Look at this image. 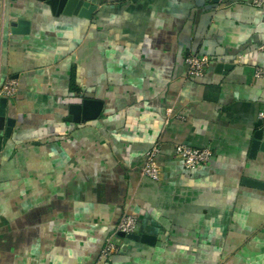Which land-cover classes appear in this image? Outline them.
<instances>
[{
	"label": "crops",
	"instance_id": "1",
	"mask_svg": "<svg viewBox=\"0 0 264 264\" xmlns=\"http://www.w3.org/2000/svg\"><path fill=\"white\" fill-rule=\"evenodd\" d=\"M84 1L91 19L0 0V83L19 82L0 99V264H264V191L245 185L264 183V4ZM189 55L211 59L201 78ZM84 100L103 110L74 123ZM176 145L213 158L188 170ZM124 214L138 239L100 260Z\"/></svg>",
	"mask_w": 264,
	"mask_h": 264
},
{
	"label": "built area",
	"instance_id": "2",
	"mask_svg": "<svg viewBox=\"0 0 264 264\" xmlns=\"http://www.w3.org/2000/svg\"><path fill=\"white\" fill-rule=\"evenodd\" d=\"M264 0H254L253 5L262 6ZM211 59L207 56L189 55L186 59L191 78H201L205 74L206 68L210 65ZM255 76L264 78V70H257ZM19 89L17 79H8L0 83V99H11L16 96ZM259 121L264 126V110L259 113ZM161 153V147L154 145L145 155L142 173L154 181L161 178V169L157 166L156 158ZM174 157L182 161L188 170H197L206 166L213 158V152L209 148H193L188 145H176ZM138 219L136 216L124 214L116 227L115 235L109 236L100 254V260H108L122 250V246L117 243L115 236L123 234L124 238L135 233Z\"/></svg>",
	"mask_w": 264,
	"mask_h": 264
},
{
	"label": "water",
	"instance_id": "3",
	"mask_svg": "<svg viewBox=\"0 0 264 264\" xmlns=\"http://www.w3.org/2000/svg\"><path fill=\"white\" fill-rule=\"evenodd\" d=\"M45 2L50 6L53 14L55 15H65V16H79L85 19H91L93 12L96 10V6L92 5L84 0H40ZM215 3H218L219 0H213ZM225 65L220 64L217 67L216 72L222 73ZM7 99H2V109L6 106ZM103 110V103L101 101L94 100H84L82 105H75L71 107V116L74 123H87L89 121H93L97 119ZM5 121V117L0 118V125L2 127L3 122ZM5 123V122H4ZM11 121H9V124ZM258 131H256L254 136V142L252 145V153H257L260 149L264 150V126L261 121L257 124ZM9 135V132H8ZM245 185L263 190L264 191V183L258 181L246 180ZM120 236L124 237L123 234ZM127 239L137 240V236L135 234L129 235L126 237Z\"/></svg>",
	"mask_w": 264,
	"mask_h": 264
}]
</instances>
